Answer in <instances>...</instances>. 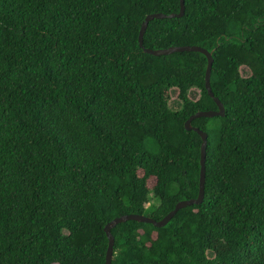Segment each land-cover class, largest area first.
<instances>
[{"label":"trees","instance_id":"16d2710c","mask_svg":"<svg viewBox=\"0 0 264 264\" xmlns=\"http://www.w3.org/2000/svg\"><path fill=\"white\" fill-rule=\"evenodd\" d=\"M178 10L0 0V264H103L109 220H159L197 195L200 138L183 122L216 109L205 56L137 42L146 14ZM142 45L210 51L224 114L191 120L206 133L202 201L162 227L116 224L110 264H264V0H183L182 16L147 23Z\"/></svg>","mask_w":264,"mask_h":264},{"label":"water","instance_id":"95a60500","mask_svg":"<svg viewBox=\"0 0 264 264\" xmlns=\"http://www.w3.org/2000/svg\"><path fill=\"white\" fill-rule=\"evenodd\" d=\"M179 2V10L176 14H163L160 12H154L149 13L144 16L142 19L138 35H137V42L138 46L142 49L144 53L153 55V56H159V55H167L173 52H181V51H195L203 54L206 59V66L204 70V88L206 90L207 95L213 100V102L216 105L215 110H199L194 112L193 114L189 115L186 120L183 122V128L184 130H192L194 131L200 138V145H199V172H198V189H197V195L194 198L190 199H182L173 205V208L168 211L161 219L154 220L149 216H145L142 214L137 213H129V214H122L119 216H116L109 220L104 226H103V232L105 234V237L107 239V246L105 250L104 255V262L103 264H110L111 256H112V245H113V237L110 233V229L114 227L116 224L125 222L127 220H132L138 223H148L151 224L154 227H162L165 225L169 219L174 215V213L185 206H189L192 204H198L202 201L203 197V184H204V155H205V145H206V133L202 130H200L197 127H194L191 125V120L198 117H207L211 118L214 116H223V106L218 101L216 97L213 96L210 86H209V74H210V68L212 64V57L211 52L207 51L201 47L195 46V45H180V46H171L166 47L163 49H148L143 47L142 45V35L144 33V30L147 26V23L152 19H162V18H171V17H180L183 14V0H178Z\"/></svg>","mask_w":264,"mask_h":264},{"label":"rangeland","instance_id":"374dc122","mask_svg":"<svg viewBox=\"0 0 264 264\" xmlns=\"http://www.w3.org/2000/svg\"><path fill=\"white\" fill-rule=\"evenodd\" d=\"M239 74L242 76V77H245L249 74V71L248 69L245 67V66H241L239 68ZM176 89L175 88H170L169 89V92H168V95H169V98H168V101H167V107H169L170 110H177L179 108V101L176 97ZM188 97L192 100H195L197 97H198V89L196 88H190L188 90ZM144 145H145V149L148 150L149 152H152L154 153L157 148L153 145H151V143L149 142V140H145L144 141ZM149 203L151 204H155L156 203V200L151 198ZM146 206V205H145ZM207 256L210 257L211 256V253L210 252H207Z\"/></svg>","mask_w":264,"mask_h":264}]
</instances>
